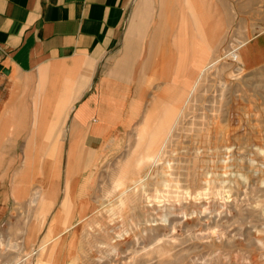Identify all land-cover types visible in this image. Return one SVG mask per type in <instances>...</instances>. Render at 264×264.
Wrapping results in <instances>:
<instances>
[{"label": "rangeland", "instance_id": "1", "mask_svg": "<svg viewBox=\"0 0 264 264\" xmlns=\"http://www.w3.org/2000/svg\"><path fill=\"white\" fill-rule=\"evenodd\" d=\"M139 3L125 25L129 96L100 149L72 143L57 115L31 153L29 129L0 125L16 224L37 232L0 239V264H264V0H168L155 38L161 0L149 15ZM176 11L182 53L168 37ZM13 76L0 71V124L15 105L30 125L52 104L34 77Z\"/></svg>", "mask_w": 264, "mask_h": 264}, {"label": "crops", "instance_id": "2", "mask_svg": "<svg viewBox=\"0 0 264 264\" xmlns=\"http://www.w3.org/2000/svg\"><path fill=\"white\" fill-rule=\"evenodd\" d=\"M133 1L0 0V65L9 69V73L4 74L14 75L15 79L34 77L39 81L38 87L44 88V100L57 105V108L35 107L34 123L30 125L25 124L28 113L14 105L8 114L14 120L0 124L29 129L25 139L29 153L35 151L37 144L48 143L45 139L50 131L47 133L44 129L58 123L55 115L70 130L71 142L80 143L85 149H100L118 131L120 113L124 112L129 96L131 83L128 81L133 73L125 40L127 15ZM150 2L140 0L139 11L151 14ZM167 3L168 0H161L154 38L166 26ZM176 13L179 22L168 37L178 44L182 53L181 12ZM189 44L191 55L201 54L196 48V39ZM179 58L178 69L181 55ZM28 81L20 83L23 89L31 87ZM71 109L73 115L67 124ZM2 135L0 130V138ZM30 158L25 156V159ZM29 169L33 168H17L19 176ZM12 175H16L15 170L0 171V239H37V232L30 224L22 233L16 224L20 205L11 198L7 184ZM21 181V178L16 179L11 188L16 191ZM50 205L52 207L51 202Z\"/></svg>", "mask_w": 264, "mask_h": 264}, {"label": "bare ground", "instance_id": "3", "mask_svg": "<svg viewBox=\"0 0 264 264\" xmlns=\"http://www.w3.org/2000/svg\"><path fill=\"white\" fill-rule=\"evenodd\" d=\"M206 55H207V54H206V50L203 49V50L201 51V54L199 55V59H198L197 62L200 63V62L204 61V60L206 59ZM217 59H218V58H217ZM214 62H216V59H215ZM192 64H193V63H192ZM205 66H206V65H205ZM195 67H196V69H195L193 66L191 67V70H190V74H191V75L188 76V78L193 77V74L196 73V71H198V70H197V69H198V66L196 65ZM204 69H205V68H204ZM202 70H203V69H202ZM202 70H201V71H202ZM206 70H207V69H206ZM204 72H205V71H204ZM200 74H202V72H201ZM195 80H196V79H195ZM196 82H197V81H196ZM190 83H191V81H190ZM193 85H194V86H193L192 88H196V87H195L196 85H195V84H193ZM193 91H194V90H193ZM191 92H192V91H191ZM178 94L180 95V90L178 91ZM179 95H178V96H179ZM174 120H175V119H174ZM171 127H172V124H171ZM171 127L169 128L168 133L170 132ZM168 133H167V134H168ZM169 136H170V135H169ZM165 140H166V139L163 140L162 144L166 143ZM161 146H162V145H161ZM159 150H160V149H159ZM157 156H159L158 153H156V154L152 157V158L154 159V161H155V158H157ZM156 160H157V159H156ZM45 165H46V164H45ZM19 169H20V168H19ZM141 181H142V180H141Z\"/></svg>", "mask_w": 264, "mask_h": 264}, {"label": "water", "instance_id": "4", "mask_svg": "<svg viewBox=\"0 0 264 264\" xmlns=\"http://www.w3.org/2000/svg\"><path fill=\"white\" fill-rule=\"evenodd\" d=\"M0 71H2L5 74L9 73V69H7L6 67H4L3 65H0Z\"/></svg>", "mask_w": 264, "mask_h": 264}]
</instances>
